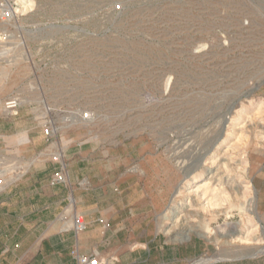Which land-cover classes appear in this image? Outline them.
I'll return each mask as SVG.
<instances>
[{
  "label": "rangeland",
  "instance_id": "374dc122",
  "mask_svg": "<svg viewBox=\"0 0 264 264\" xmlns=\"http://www.w3.org/2000/svg\"><path fill=\"white\" fill-rule=\"evenodd\" d=\"M5 1L6 261L41 240L36 222L58 211L68 229L82 218L76 231L138 226L127 233L134 242H156V256L170 247L180 264H252L264 254V0H16V16L3 20ZM12 95L22 105L6 115ZM47 119L59 126L50 141ZM61 165L68 182L52 185ZM28 195L69 199L22 204L16 232L20 214L6 213Z\"/></svg>",
  "mask_w": 264,
  "mask_h": 264
},
{
  "label": "crops",
  "instance_id": "0c3cea01",
  "mask_svg": "<svg viewBox=\"0 0 264 264\" xmlns=\"http://www.w3.org/2000/svg\"><path fill=\"white\" fill-rule=\"evenodd\" d=\"M43 173L45 174V172H42L41 175ZM37 184H40V182L37 181ZM36 192L38 193V191ZM14 193L19 195V190L15 189ZM2 199L3 197H1L0 201ZM68 199L69 195H28L26 199H22L23 203L16 204L15 208L6 213V215L17 216L20 214V221L15 229L18 232L25 226V222L22 219L24 217V211L21 208L22 204H27L28 207L34 208V206L41 203L44 204L42 206H45L47 201H50V203H55L56 201L58 204L60 202L61 205ZM52 207H54L53 204ZM42 208L47 211V208H51V205L48 204ZM59 208L61 209V206ZM43 210L38 211V213L34 210L35 213L31 214V216L43 213ZM35 225H44L45 235L41 240L32 242L29 249L21 252L17 258H14L12 263L8 260L6 261L5 247L7 246H5L0 237V264H79L78 255L92 254H96L99 257L101 264H168L166 261L171 255H173V261L169 263L180 264V259L177 255H174L170 247L162 246L159 256H156L155 249L158 247L156 242L148 240L145 242H134L127 233H134L138 226L120 224L107 228L100 223H95L92 224V229L89 232L76 231V229L64 227L62 218L59 217V211L52 214L47 220L39 219ZM1 232L2 230L0 229V235ZM153 260H156L154 261L155 263L152 262ZM236 264L246 263L243 261ZM252 264H264V254L256 261H252Z\"/></svg>",
  "mask_w": 264,
  "mask_h": 264
},
{
  "label": "built area",
  "instance_id": "2783aa9c",
  "mask_svg": "<svg viewBox=\"0 0 264 264\" xmlns=\"http://www.w3.org/2000/svg\"><path fill=\"white\" fill-rule=\"evenodd\" d=\"M18 6L19 4L16 0L5 1L2 4V19L3 20L13 19L18 12ZM21 105H22V98L19 95H12L3 101L2 109L6 115H16L18 114ZM48 110L51 109L48 108ZM90 117H91L90 113H85L83 118L90 119ZM58 130H59V126H56L55 122L52 119H47V121L43 124V131L47 141H50L53 138L54 134L58 132ZM65 171H66L65 166L61 165V167H59L56 170V172L53 174L51 178V184L57 185L61 183H67L68 177ZM4 184H5L4 179L0 175V190L4 188ZM75 222L78 227L81 226L80 229L76 228L77 230L84 229L85 226L80 216H76ZM78 261L79 264H101V261L96 254L78 255Z\"/></svg>",
  "mask_w": 264,
  "mask_h": 264
},
{
  "label": "bare ground",
  "instance_id": "6f19581e",
  "mask_svg": "<svg viewBox=\"0 0 264 264\" xmlns=\"http://www.w3.org/2000/svg\"><path fill=\"white\" fill-rule=\"evenodd\" d=\"M21 1H24V0H21ZM195 180H197V179H195ZM221 189H222V188H221ZM213 190H216V189H213ZM213 190H212V191H213ZM236 190H237V189H236ZM218 191H219L218 193H220V194H218V193H213V194H216V195H214V196H215V198L218 200V203H219V201H221L222 198L224 197V195H222V193L224 194L226 190L223 189V190H221V192H220V190H219V188H218ZM215 192H216V191H215ZM237 193H238V192H237ZM217 194H218V195H217ZM234 194H235V193H234ZM214 196H213V197H214ZM222 196H223V197H222ZM227 196H228V195H227ZM225 197H226V196H225ZM173 200H174V198H173ZM211 201L214 202L213 199H211ZM211 201H210V202H211ZM222 202H224V201H222ZM216 204H217V203H216ZM211 205H212V202H211ZM210 207H211V206H210ZM213 208H215V207H213ZM166 217H167V215L165 216V218H166ZM80 227H81V226H80ZM80 227L77 226V229H80ZM180 236L183 237V238H185V239H187V238H189V233H186V234H185V233H184V234H180ZM263 252H264V247H263L261 250H259L258 253H256V254H260V253H263ZM254 255H255V254H254ZM218 259H220V258H218ZM218 259H217V260H218ZM224 259H225V258H224ZM215 260H216V259H215ZM221 260H222V258H221ZM207 264H208V263H207Z\"/></svg>",
  "mask_w": 264,
  "mask_h": 264
}]
</instances>
